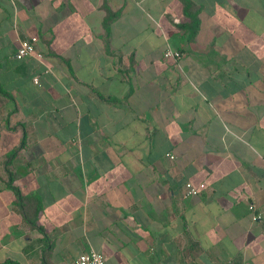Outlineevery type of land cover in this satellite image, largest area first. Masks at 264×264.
Returning <instances> with one entry per match:
<instances>
[{
  "label": "crops",
  "instance_id": "1",
  "mask_svg": "<svg viewBox=\"0 0 264 264\" xmlns=\"http://www.w3.org/2000/svg\"><path fill=\"white\" fill-rule=\"evenodd\" d=\"M188 1L0 0V263L264 264V0Z\"/></svg>",
  "mask_w": 264,
  "mask_h": 264
},
{
  "label": "built area",
  "instance_id": "2",
  "mask_svg": "<svg viewBox=\"0 0 264 264\" xmlns=\"http://www.w3.org/2000/svg\"><path fill=\"white\" fill-rule=\"evenodd\" d=\"M43 53L40 52L37 48V38L29 37L20 41L19 46L14 54L16 60H22L27 57H34L37 60H41ZM162 58L164 60H173L177 61L180 58V53L174 49L166 47L162 53ZM34 83H37V80L34 79ZM166 157L172 160L174 157L170 154H166ZM204 188L203 184L194 186L189 182L184 184V197H191L198 194V192ZM252 209V207H250ZM258 216H253V220L258 219ZM72 264H104L103 256L90 250L88 252L80 254Z\"/></svg>",
  "mask_w": 264,
  "mask_h": 264
},
{
  "label": "trees",
  "instance_id": "3",
  "mask_svg": "<svg viewBox=\"0 0 264 264\" xmlns=\"http://www.w3.org/2000/svg\"><path fill=\"white\" fill-rule=\"evenodd\" d=\"M181 1L183 2L184 14L190 19L188 24L183 25V28L186 30L189 36H193L197 30L198 21L195 18L194 14L191 12L190 2L188 0H181ZM111 16H112V13L107 11V17L105 18V22H104L105 24L108 23ZM0 264H17V263L11 260H5Z\"/></svg>",
  "mask_w": 264,
  "mask_h": 264
},
{
  "label": "rangeland",
  "instance_id": "4",
  "mask_svg": "<svg viewBox=\"0 0 264 264\" xmlns=\"http://www.w3.org/2000/svg\"><path fill=\"white\" fill-rule=\"evenodd\" d=\"M64 114L65 116H70L69 118H71V109H65ZM72 127H73L72 123L65 121V130H64L65 139H69L73 137L74 132L71 131Z\"/></svg>",
  "mask_w": 264,
  "mask_h": 264
}]
</instances>
